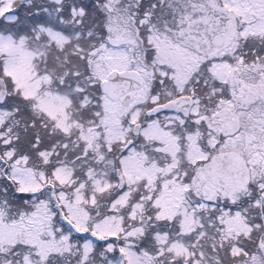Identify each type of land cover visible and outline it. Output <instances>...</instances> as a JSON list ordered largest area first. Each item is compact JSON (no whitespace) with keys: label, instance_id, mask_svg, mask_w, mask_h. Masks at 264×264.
Masks as SVG:
<instances>
[{"label":"snow or ice","instance_id":"snow-or-ice-1","mask_svg":"<svg viewBox=\"0 0 264 264\" xmlns=\"http://www.w3.org/2000/svg\"><path fill=\"white\" fill-rule=\"evenodd\" d=\"M0 264H264V0H0Z\"/></svg>","mask_w":264,"mask_h":264}]
</instances>
